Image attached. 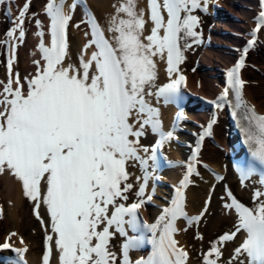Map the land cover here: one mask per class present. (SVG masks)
I'll return each mask as SVG.
<instances>
[{
	"label": "snow or ice",
	"instance_id": "6c2138e0",
	"mask_svg": "<svg viewBox=\"0 0 264 264\" xmlns=\"http://www.w3.org/2000/svg\"><path fill=\"white\" fill-rule=\"evenodd\" d=\"M207 2L148 0L153 27L144 37V10H137L136 0H123L116 9L117 15L112 17L109 31L116 33L112 40L104 36L100 25L91 17L93 38L85 48L94 45L97 50L88 59L82 55L79 68L71 64L65 68L62 65L68 48L67 29L77 0H73L68 13L64 11V0H49L45 11L51 18V46H45L41 40L39 47L44 64L34 61L37 71L32 78H25L26 92L19 73L15 74V79L12 77L13 50L7 64L8 81L6 84L0 81L3 85L0 91V105H3L0 111V172L7 168L22 183L25 195L36 202L34 212L38 219L41 203L47 206L60 264H117V253L110 247L111 239L117 233L125 238L119 264H132L129 250L140 248L145 243L151 245V252L146 258L136 260L135 264H185L188 253L178 247L174 238L178 231L175 222L178 217H185L189 224L198 223L208 210L210 197L198 215L187 216L182 189L190 183L189 177L196 173L194 162L188 166L171 206L162 210L155 223H141L138 210L146 202L143 197L149 179L148 160L155 159L156 149H152L151 157L144 158L139 155L138 145L139 138L145 135L146 126H151L153 132H159V143L173 135L162 131L159 110L145 99V86L151 85L156 78L154 58L157 56L161 59L166 57L169 74L179 72L178 66L185 59L180 42L187 38H193L192 43L201 42V33L195 30L199 17L192 13L198 8L206 12ZM29 6L30 0H26L18 9L14 27L7 31V37L13 38L19 30V41L23 42L24 17ZM119 13H125L126 18L120 17ZM7 14L11 15L10 9ZM40 23L36 20L38 27ZM260 25H264V11L260 13L258 29ZM37 35L43 36V32ZM252 43L249 42V47ZM187 47L191 45H184ZM247 51L245 48L244 55ZM93 65L95 70L90 73ZM242 67L244 56L228 72L229 87L223 90L216 107L231 104L230 88L235 90L232 116L241 121V131L245 135V143L253 148V157L264 164V114L257 113L255 107L242 98L241 89L245 81L238 76ZM185 79L179 75L160 87L155 95L163 97L166 102L173 99ZM134 114L135 120L130 122ZM214 123L215 119L209 122L201 140L211 134ZM199 150L197 147L196 153ZM143 151L147 153L149 149L144 147ZM130 160L139 161L145 168V175L136 193L141 199L126 206L117 201L127 200L126 193L133 187L127 183V163ZM252 173L250 166L242 171V177L247 178ZM216 178L223 179L219 175ZM42 181L46 184L43 196ZM227 194L232 199L225 207L235 209L238 223L234 231L221 235L219 242H230L239 233H246L234 249L229 264L241 255L247 256V264H264V200L259 199L264 192L257 190L254 193L253 199L258 201L254 207L240 203L230 191ZM147 200L150 201L151 196ZM109 206L113 209L110 215ZM128 229L138 235L130 236ZM145 230L151 234L147 239ZM45 241L43 264H49L53 236L47 235ZM10 247L7 239L0 244L3 249ZM14 251L19 260L12 264H26L23 254L27 249L16 248ZM213 254L217 258L222 256L216 242L205 254V264H217V259L211 258ZM239 264H244V261L240 260Z\"/></svg>",
	"mask_w": 264,
	"mask_h": 264
},
{
	"label": "bare ground",
	"instance_id": "6f19581e",
	"mask_svg": "<svg viewBox=\"0 0 264 264\" xmlns=\"http://www.w3.org/2000/svg\"><path fill=\"white\" fill-rule=\"evenodd\" d=\"M41 0H30L29 11L35 12L38 10V4ZM93 13L96 15L99 20V25L105 34V37L110 41L116 35V33L109 31L111 27L112 17L117 15L116 9L120 6L123 0H87ZM208 2L216 3L215 11L218 13L217 17L214 19L208 18L209 22H212L211 29H201L200 22L196 31L202 32L205 35H208L209 40L205 46H201V44H190L191 47L184 48V45L188 44L187 42L182 43L183 55L185 56L184 67L183 62L180 63V67L183 68L186 72V80L189 83H192L194 79H198L199 84L197 88L207 94H213L218 90L221 84L220 77V67L225 65L230 61L231 52L226 47V44H238L242 41L243 31L248 28L250 24V16L254 13L255 10V0H208ZM203 3V0H202ZM136 8L137 10H144V18L146 21L143 36L146 37L150 34V30L153 27L152 22L149 19L148 15V5L147 0H136ZM78 10L77 8L73 11L74 18L69 22V42L67 48V55L63 60V67L67 68L68 65H73L77 68L80 67V57L83 55L85 59L90 58L88 48H85L83 42L88 37L86 30L82 27L73 26V21L78 18ZM120 17L126 18L125 13H119ZM203 20V15L201 16ZM11 23L7 22V25ZM203 26V25H202ZM207 26V25H206ZM45 33V31H43ZM73 37L76 42V49L71 52V42L73 41ZM34 38L31 36L25 35L23 42L19 45L17 49V54L15 61L13 63L14 73H19L21 83L24 86V91L26 92V84L27 80L25 78H31V71L34 67V62L36 58V46L34 42ZM145 42H147L145 40ZM114 43V41H113ZM1 46V43H0ZM72 54V56H70ZM156 62V78L151 83V85L145 86V99L149 104H154V99L151 95H147L148 92H151L152 86L162 78L163 74V63L164 59H161L159 56L155 57ZM249 63L241 69L243 81H245L244 86L241 89L242 98L248 105L254 106L257 113L264 114V40L260 39L259 42L249 51L248 55ZM193 60H196L199 65H193ZM95 67L93 65L91 72H94ZM14 74V79H15ZM16 85L13 84V88ZM2 87H0V91H2ZM152 93V92H151ZM157 105L160 113L163 117H166L165 107H162L159 104ZM3 110V105H0V111ZM200 115H192L187 114L185 118L181 120L182 125L189 126L193 119H199ZM224 116H220L217 122L214 125V132L216 136V140L218 142H222L224 137L225 126L221 127V120H223ZM225 119V118H224ZM135 120V114L133 115L130 122ZM226 121V120H225ZM138 127V125H137ZM149 132L145 136L146 138L152 137ZM180 138V134H179ZM140 144V143H139ZM164 146L168 145V140L163 141ZM169 150L165 152L166 157L173 163L174 159L180 157V149ZM141 151L138 148V152ZM200 155L202 158L210 162L216 167V163L221 161L222 149L212 145L209 142H205L200 151ZM218 164V163H217ZM220 164V163H219ZM179 165L172 164L167 169V173L162 175V178H168L169 181L174 182L177 178V175H174L175 171L178 170ZM133 168L129 167L127 164V171L129 173V180L127 183L132 185H136L135 181H138L137 176H134ZM135 170V169H134ZM221 170H225L224 167ZM225 175L222 180L215 179L213 176L209 175L212 179V183H215L214 189L210 192V186L207 185H197L198 180L197 176L193 175L191 177V182L184 187V206L189 212H201L205 207V199L210 197V202L208 203V210L205 214H208L212 210V214H210L207 223L204 226V234H212L216 227L220 224H230L234 223V221L238 218L235 211L232 209H228L225 207L227 203L226 195L222 193V191L226 188L230 190L231 193H238L243 196H248L250 193L245 189L248 185H250V181L252 178L246 179L242 184H238L237 187L233 184V179H231V173L229 170L225 171ZM230 177L229 179H227ZM211 183V184H212ZM222 184V191L220 185ZM218 185L220 186L218 189ZM43 183H41L42 190ZM46 189V186H44ZM22 183L11 173H6L5 176L0 175V197L6 196V205H4L0 201V205L2 206L0 212V238L3 233V228L6 225V220L8 215H11L13 219V225L11 229L18 228L19 225V216L17 214L18 206L21 204L23 200V192H22ZM198 188V189H197ZM163 189V188H162ZM201 189V190H199ZM202 194V195H199ZM168 198H172V195H168ZM152 202L148 205H145L143 208L145 217L152 222L155 223L159 216L162 214L161 208L155 205L157 203H166V200L162 199V197L158 198V196L152 197ZM47 215H49L47 206L42 205ZM50 216V215H49ZM204 217V216H203ZM33 222V221H32ZM229 225V226H230ZM4 226V227H3ZM175 226L178 229V232L174 234V238L178 241V245L182 247L185 251H188V257L185 264H191L193 262V249L187 247V233L183 231L181 228L183 226V222L180 219H177L175 222ZM224 226V225H223ZM227 226V225H226ZM234 226V225H233ZM231 228V226H230ZM6 229L9 227L6 225ZM221 229V228H220ZM227 230V229H226ZM228 231H230L228 229ZM215 233V232H214ZM48 235H53L52 233ZM238 237L235 239L239 242L243 234H238ZM21 237V236H19ZM54 240V237H53ZM234 240V241H236ZM1 241V240H0ZM21 242V238H17V244H26L27 251L26 256L28 258V264H40L41 254H34L33 249L29 244H27L23 239ZM55 241V240H54ZM197 242V241H194ZM225 243V247H232L230 242ZM197 245V244H196ZM233 245V244H232ZM201 247V246H200ZM51 255L49 264H60L59 260V250L56 248L55 244H51ZM234 249V248H233ZM232 250L228 247L224 249L223 255L217 259V261L224 262L228 257L233 256ZM204 258V256H203ZM202 258V259H203ZM240 258L237 260H231V264H239ZM244 261V259H243ZM227 262V261H226ZM225 263V262H224ZM229 264V263H228ZM244 264H246L244 262Z\"/></svg>",
	"mask_w": 264,
	"mask_h": 264
},
{
	"label": "rangeland",
	"instance_id": "374dc122",
	"mask_svg": "<svg viewBox=\"0 0 264 264\" xmlns=\"http://www.w3.org/2000/svg\"><path fill=\"white\" fill-rule=\"evenodd\" d=\"M183 15V13H182ZM203 22L201 24V29L205 28V26L207 25H211V23H209V20H207L209 17L206 15H203ZM203 25V26H202ZM198 33H201V36L204 37V33L203 30L202 32L197 31ZM193 38H187L186 40H182L180 43L182 45L183 42H187L188 44H194V43H189L192 42ZM71 52L74 51L76 49V42L75 39L73 37V41L71 42ZM72 56V54L70 55ZM34 58H36L34 56ZM196 65H199V63L197 62ZM183 67H184V62H183ZM223 121H221L222 123ZM224 123V122H223ZM222 123V124H223ZM221 124V125H222ZM148 133V132H147ZM147 133L145 134V136L147 135ZM145 142V137L144 138H139V143H144ZM177 145H174L173 143H169L168 145H165V152L169 151V150H173L176 149ZM223 159V158H221ZM221 164L222 162H218V164ZM129 165V167L133 168V172L134 176H137V171H136V167L134 164L133 160L128 161L127 163ZM224 167L223 165L221 166V168ZM135 169V170H134ZM224 171H227L229 169L224 168ZM6 173H10V170H8L7 168H5V170L3 172H0L1 176H5ZM12 173V172H11ZM226 172H224L223 176L225 175ZM222 176V177H223ZM137 178L139 179V177L137 176ZM198 180H201L200 182H197V185H207L211 187H215V183H212V179L209 177V175L202 173H199V175L197 176ZM230 177H228L227 179H229ZM232 179V176H231ZM128 181L129 178H128ZM41 183H43L42 186V190H41V194L43 196V194L46 192V189L44 186H46V184L44 183V181H42ZM212 183V184H211ZM250 185H248L247 187H245V189L250 193L248 196H243L240 195L238 193H235L238 197L242 198L246 203H248L251 207H254L256 205V203L258 202L257 200L253 199L254 193L257 191L256 187H254V183L253 180L250 181ZM236 187L238 184L240 183H233ZM220 186H222V184H219ZM218 185V189L219 186ZM123 187V184L121 185ZM213 187V189H214ZM135 188V185H134ZM222 189V187H220ZM133 189V187H132ZM132 189H130L129 191H133ZM198 189V188H197ZM212 189V190H213ZM221 189H219L221 191ZM201 190V189H199ZM127 192L126 195L129 197H131L130 192ZM22 192H23V200L21 201V204L18 206V211L17 214L19 216V225L18 228L15 229L13 228V232L15 233L14 236H10V239L13 238V240L17 241V238H20L18 236H21V238L31 246V248L33 249V252H35L34 254H39L41 251V247L42 244L45 242V238L46 236L50 233H52L54 240H55V233H53L52 231V222H51V217L49 215H47L46 213V209L44 210L43 203H41L40 208H39V214H40V219L37 218L34 209H35V205L36 202L33 201L32 199H30L29 197H27L24 193V190L22 188ZM135 193V190H134ZM202 195V194H199ZM6 196L4 197H0V201L6 205ZM260 200H264V196L259 198ZM46 206V205H44ZM110 209V206H109ZM210 214H212V210L208 213L205 214L204 217L201 218V220L197 223H193L192 225H190L189 227L187 226L186 228H182L183 231H185L187 233V247L190 249H193V262L191 264H205L204 263V258L205 254H207L209 252V249L213 246V243L216 242V246L220 247L221 252L224 251V249L226 248H230L231 250H233V248L235 247L236 241L233 240V245L231 244L232 247L228 246L225 247V243H220L219 242V237L223 234V232L227 231L228 229H230V224H220L218 227H216V229L214 230V232L212 234H204V226L208 221V218L210 216ZM41 220L43 221V223H41ZM33 221V222H32ZM6 225L9 227V229H11L12 225H13V219L11 217V215H8V218L6 220ZM6 225H4L3 227V233L1 234V238L0 240L2 241V237L5 235L6 231L8 229H6ZM224 225V226H223ZM227 225V226H226ZM230 225V226H229ZM221 228V229H220ZM227 229V230H226ZM226 233V232H225ZM202 237V238H201ZM238 237V236H237ZM52 241L51 244H55V241ZM197 241V242H194ZM197 244V245H196ZM56 246V245H55ZM112 246V245H110ZM201 246V247H200ZM114 248V246L111 247ZM114 251V250H112ZM41 254V253H40ZM213 256H215L213 254ZM203 258V259H202ZM215 258V257H212ZM217 258V257H216ZM221 258V257H220ZM227 262L229 261V258L226 260Z\"/></svg>",
	"mask_w": 264,
	"mask_h": 264
}]
</instances>
